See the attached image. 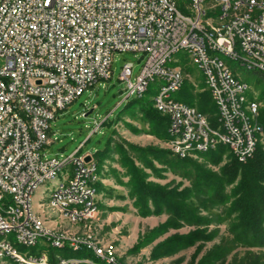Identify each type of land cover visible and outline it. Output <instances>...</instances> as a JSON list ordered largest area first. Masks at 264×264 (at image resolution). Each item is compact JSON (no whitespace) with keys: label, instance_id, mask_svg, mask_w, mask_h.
Instances as JSON below:
<instances>
[{"label":"built area","instance_id":"obj_1","mask_svg":"<svg viewBox=\"0 0 264 264\" xmlns=\"http://www.w3.org/2000/svg\"><path fill=\"white\" fill-rule=\"evenodd\" d=\"M241 1H250V12H241ZM207 2L210 7L222 5L225 28L203 26ZM189 7L193 23L179 17L172 0H0V175H8L7 184H0V208H7V215H0V233L1 226H15L20 241L33 244L36 233H43L48 246L88 248L101 264H120L112 250L95 249L91 234L86 235V241H77V235L52 233L44 228L33 215L30 200L36 182L49 176L58 163L72 160L73 171L66 175V186L54 201L75 213L76 219L93 220L98 215L90 201L94 188L90 167L96 162L93 154L45 157L41 149L50 141V121L56 114L96 83L112 77L113 56L118 51L146 54L135 80L133 62L125 61L122 66L120 78L126 80L124 100H128L155 77L171 78V86H182L181 67L163 75L160 62L172 50L183 48V43H191L188 53L203 71L210 73L207 83L219 109L223 136L235 138V157L239 161L253 157L263 125L261 130H254L247 115L255 113V122H260L259 103L254 101L251 110L242 111V95L248 89L239 86L231 69H223L211 60V52L214 47H222L233 53L228 36H236L241 50H247V57L233 53L236 58L255 61L249 60V51L264 52V0H194ZM230 10H238L239 18H231ZM16 78H24V85H16ZM167 98L168 106H160L161 98L154 101H158V111L168 116V129H183V136L169 137L174 154L181 158L199 154L190 151L193 140H204L203 152L217 147L208 133L210 124L205 113L193 111L190 104H179L171 95ZM7 106H17L11 120H3ZM177 109H185L187 122L178 120ZM5 134H13L10 147H3ZM88 155L90 159L86 160ZM72 198L82 199L83 208L72 207ZM13 202H21L23 211L9 217L8 208H13ZM11 245L10 241L1 243V247H8V255L15 256ZM34 260L37 264L68 262H52L47 252L45 258Z\"/></svg>","mask_w":264,"mask_h":264},{"label":"rangeland","instance_id":"obj_2","mask_svg":"<svg viewBox=\"0 0 264 264\" xmlns=\"http://www.w3.org/2000/svg\"><path fill=\"white\" fill-rule=\"evenodd\" d=\"M175 1L178 10L192 15L190 0ZM209 4L210 2L205 4L207 16L216 18L218 9L210 7ZM217 53L238 78L249 84L246 94L249 98L256 97L259 100L261 116V111L264 110V79L254 70L243 66L240 60ZM145 59L146 54L142 51L115 52L112 77L96 83L56 114L50 121V141L41 149L45 157L64 158L74 152L79 155L92 153L94 158L97 157L98 171L104 181L96 211L99 212L98 215L93 220L72 221L48 205L52 189L57 183L64 181V173H72V165L64 167L55 178L47 179L36 189L32 201L34 211L40 213L54 228L82 236L91 234L92 241L101 252L112 249L122 264H199L201 260L204 264H264V240L256 243L250 239L246 242L243 240L245 234L238 232L240 212L234 207V201L238 197L234 188L239 177L226 186L227 198L221 205L205 209L198 204V200L190 198L199 206L198 215L203 217L202 220L178 219L166 208L165 203L158 204L157 210L152 199L147 204L139 200V191L129 168L127 155L142 169L147 182L169 189L192 187L195 174L193 166L181 162L171 151L170 136L165 138L154 130L141 104V100L145 99L153 102L166 82L155 77L143 96H131L124 100L127 94L126 80L120 78L124 62H133L132 79L135 80ZM168 65L180 66L184 75L181 88L171 92V98L198 108L204 102V113L209 124L220 129L219 109L212 98L203 70L184 49L174 53ZM134 98L139 100L127 106V102ZM255 123L261 127V122ZM130 144L154 147L162 152L142 151ZM259 144L264 150V128ZM103 148L102 152H97ZM230 152L226 150L216 164L199 154L191 157L220 174L223 165L231 160ZM195 230H200L202 234L195 236L197 238L191 244L175 241L163 245V250L168 247L171 249L167 253L158 255L155 252V248L169 238ZM40 238L37 245H26L19 242L15 232L0 236V240H9L24 255H37L43 251L50 254L46 239ZM55 252L56 255L66 256L65 249H56ZM0 264L18 263L10 256H5L0 258Z\"/></svg>","mask_w":264,"mask_h":264},{"label":"trees","instance_id":"obj_3","mask_svg":"<svg viewBox=\"0 0 264 264\" xmlns=\"http://www.w3.org/2000/svg\"><path fill=\"white\" fill-rule=\"evenodd\" d=\"M254 72L264 79V72L258 70H254ZM136 100H139V98H134L133 100L128 101L127 106L129 103H133ZM153 102L146 99L141 100L146 117L151 121L154 130L167 138L170 136L168 129V116L158 111V109L154 107L155 105H153ZM199 109L206 112L204 102H202ZM84 112L87 113V111ZM260 120L264 128V110L261 111ZM130 145L142 151L151 150L162 152V150L155 149L154 147L146 148L138 147L133 144ZM104 148L97 152H102ZM226 150H229L230 152L229 147L225 144H218L214 149H210L206 152H199V155L216 164L220 162L222 155ZM121 151L123 154H126L124 149H121ZM230 154L231 160L226 165H223L220 174L206 168L204 165L192 159V157L181 158L178 156L181 162L186 165H191L195 169L192 187H185L182 190H178L177 188L169 189L158 184L147 182L142 169L133 163L131 160L132 158L127 155L126 159L129 161V168L135 179L136 188L140 193H138L139 200L147 204L148 200L152 199L157 210L159 209L158 204L165 203L166 208L173 216H175V218L187 219L188 221H197L202 220L203 218L198 215L199 206L195 205L194 201L190 198L198 200V204L205 209L215 205H221L227 198L225 194L226 186L233 183L239 177V182L234 188L238 197L234 201L235 205L233 204L240 212L239 222L237 224L239 228L238 232L245 234L246 237L243 240L246 242L252 239L254 242L260 243L264 240V150L261 145L258 144L253 157L246 162H241L231 152ZM96 155H98V153H96ZM95 159L97 160L96 163L98 170L99 160L97 157H95ZM201 234L200 230H195L189 234L175 235L157 246L155 252H157L158 255L167 253L171 249L168 247L163 250V245L175 241L180 244H191L197 238H195V236H201ZM49 249L50 259L54 262L57 259L55 251L58 248L50 246ZM62 249H65L66 257L77 256L80 258H89L94 262L99 261L94 252L88 248H82L79 251L72 250L70 247H64ZM161 250H163V252L159 253ZM78 264L89 263L80 262ZM199 264H204V261L201 260Z\"/></svg>","mask_w":264,"mask_h":264},{"label":"bare ground","instance_id":"obj_4","mask_svg":"<svg viewBox=\"0 0 264 264\" xmlns=\"http://www.w3.org/2000/svg\"><path fill=\"white\" fill-rule=\"evenodd\" d=\"M190 1L193 6L194 0H190ZM225 1H232V0H225ZM172 2H176V1L172 0ZM212 7L218 9L219 13L217 14L216 18L207 16L208 13H203V26H208L212 30H220L221 28H225L226 19L224 18V13H222V5H215ZM240 10L241 12H250V1H241ZM177 14L179 15V17H182L184 22L193 23L192 15L184 14L180 10H178V8H177ZM230 17L239 18V11L230 10ZM228 45L230 48H232L233 53H239V57H247V50H241V45L240 43H237L236 36H228ZM181 49H184L188 52V50H191V43H183V48H177V49L172 50L171 55H169L168 58L160 62V73H162L163 75H170L171 69H179V66H169L168 62L172 59V55ZM217 52L223 53L224 55L229 56L233 59H238L236 58V55L228 52L226 49H222V47H214L213 51L211 52V60H214V62H218L219 65L223 67V69H230V67L225 63V61L222 58L219 57ZM238 60H240L241 64L245 66L247 69L258 70V71L264 72V52L262 51H249V60H255V61H245L244 59H238ZM198 66L201 68L200 64H198ZM203 72L206 78V82H208V80H210V73L206 71H203ZM162 80H164L166 84H164L160 92L154 98H161L160 106H168L167 97H169V95H172L171 92L178 91L181 88V85L171 86V78H164ZM237 82H239V86L249 89V84L246 81H242L240 78L237 77ZM16 85H24V78H16ZM149 85H150V82H145V84H142L141 91L137 93V95H134V97H138L141 95L143 96V94L147 91ZM165 86H170V87H165ZM246 93L247 91L244 92V94L242 95V99H241L242 111L251 110L252 107L254 106V101L256 103H259V100L256 97L249 98ZM213 100L215 102V98H213ZM178 103L187 104L186 102L181 101V100H178ZM154 105L156 108H158V101H154ZM192 110L197 113H204L198 107L194 105H192ZM15 114H17V106H7V109L3 111V120H11L15 116ZM177 117H178V120H180V122H187V114H186L185 109H177ZM247 122L254 123V130H261V127L259 125L257 126L255 123V113H248ZM208 133H211L212 137L214 138V144L216 145L225 144L227 147H229L231 153L234 156L235 154H237V147H235V138L223 136V130L221 128L216 129L212 127L211 125L208 126ZM169 135L170 136H183V129H169ZM11 143H13V134H5L3 136V147H10ZM190 151L194 153L203 152L204 151V140H193L192 143L190 144ZM255 151L256 150L253 151V154L255 153ZM80 156L81 155L76 154L75 152L73 153V157H80ZM68 165L73 166L72 160H64L63 162L58 163L57 167L53 169V171L49 174V176H47L45 179H41L40 181L36 182L34 191L30 193V200L33 201L34 192L42 183H44L47 179L55 178L58 172ZM72 171H73V168H72ZM66 175L68 174L64 173V181L57 183L56 186L52 189L48 205L53 210L58 211L61 215H63L64 217L72 221H83L85 219H76L75 213L64 210V206H62V203L54 201L55 197H57V195L61 192V189L63 188V186H66ZM90 175H94V188L91 189L90 201L91 203H93V212H96L98 210V200H97L98 191L96 188V184L99 180L96 162L93 163V167H90ZM7 182H8V175H0V184H7ZM72 207L83 208V200L80 198H72ZM31 210L33 212V215L39 219V223H41V225H43L44 228H48L49 230H52V233L62 232L65 235H77V234H73L65 230H60V229L52 227V225H50L47 222V220L41 216L40 213L34 211L33 202L31 203ZM17 211H23V204L21 202H13V208H8V216L16 217ZM0 215H7V208H0ZM11 232H15V226H1L0 236L7 235L8 233H11ZM16 235H17L19 242L26 244V245H35L38 242V239L40 237H43V233H36V241L33 244V242L20 241V234H16ZM7 241L9 240L7 239L0 240V258H4L5 256H10L18 264H37L36 260L34 259L45 258V251L37 255H34V254L24 255L21 252H19L13 245H11V252H14L15 256L8 255V247H1V243H5ZM77 241H86V236L77 235ZM91 242H93L92 239H91ZM94 244H95V249H99L97 244L96 243ZM52 246L58 249H62L64 247L68 248V246H63V244H53ZM71 249L75 251H79L82 248H71ZM108 250H112V249H108ZM112 254H114L113 251H112ZM31 256L33 257V259ZM61 259H68V262H59V264H78L82 261L91 262L93 264H101V262L94 263L89 258L79 259L74 256L66 257V256L57 255L56 260H61ZM120 264L122 263L120 262Z\"/></svg>","mask_w":264,"mask_h":264},{"label":"crops","instance_id":"obj_5","mask_svg":"<svg viewBox=\"0 0 264 264\" xmlns=\"http://www.w3.org/2000/svg\"><path fill=\"white\" fill-rule=\"evenodd\" d=\"M97 172H98V176H99V180H98V182H97V184H96V188H97V191H98V188H99V191L97 192V200H98V204H100V199H101V193H100V189H102V187H103V178H102V176H101V173L97 170ZM100 209V208H99Z\"/></svg>","mask_w":264,"mask_h":264},{"label":"water","instance_id":"obj_6","mask_svg":"<svg viewBox=\"0 0 264 264\" xmlns=\"http://www.w3.org/2000/svg\"><path fill=\"white\" fill-rule=\"evenodd\" d=\"M90 159V156L88 155L87 157H86V160H89Z\"/></svg>","mask_w":264,"mask_h":264}]
</instances>
